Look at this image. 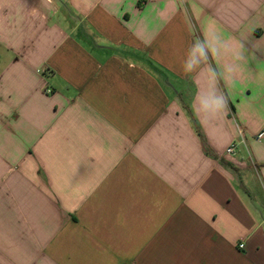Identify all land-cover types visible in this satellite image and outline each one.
Instances as JSON below:
<instances>
[{
    "label": "crops",
    "instance_id": "1",
    "mask_svg": "<svg viewBox=\"0 0 264 264\" xmlns=\"http://www.w3.org/2000/svg\"><path fill=\"white\" fill-rule=\"evenodd\" d=\"M263 130L264 0H0V264H264Z\"/></svg>",
    "mask_w": 264,
    "mask_h": 264
},
{
    "label": "clouds",
    "instance_id": "2",
    "mask_svg": "<svg viewBox=\"0 0 264 264\" xmlns=\"http://www.w3.org/2000/svg\"><path fill=\"white\" fill-rule=\"evenodd\" d=\"M243 47L241 45V51L234 52L231 44L219 32L205 33L203 38L197 36L189 45L182 70L185 73H203L205 77L204 86H198L194 96L195 111L199 117L211 121L227 109L228 98L219 87V82L238 70V62L243 59ZM226 56H231L232 62L221 65V58ZM212 61H216V64Z\"/></svg>",
    "mask_w": 264,
    "mask_h": 264
},
{
    "label": "built area",
    "instance_id": "3",
    "mask_svg": "<svg viewBox=\"0 0 264 264\" xmlns=\"http://www.w3.org/2000/svg\"><path fill=\"white\" fill-rule=\"evenodd\" d=\"M240 135H243V131H240ZM256 140L258 142H264V130L261 131L257 136H256ZM237 144L233 143L228 149H227V154L232 155L235 153Z\"/></svg>",
    "mask_w": 264,
    "mask_h": 264
}]
</instances>
